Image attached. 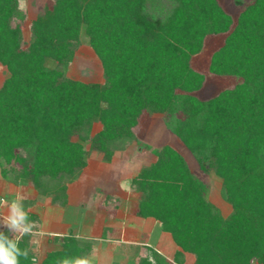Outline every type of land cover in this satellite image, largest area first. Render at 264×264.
Instances as JSON below:
<instances>
[{
	"label": "trees",
	"instance_id": "1",
	"mask_svg": "<svg viewBox=\"0 0 264 264\" xmlns=\"http://www.w3.org/2000/svg\"><path fill=\"white\" fill-rule=\"evenodd\" d=\"M233 3L237 13L221 0H45L27 36L20 0H0V64L8 71L0 86L1 176L64 207L89 150L110 161L118 144L139 138L146 112L161 113L199 168L222 179L232 211L220 212L174 145L150 148L149 165L132 178L135 213L160 221L178 249L172 261L152 251L138 264H184L185 253L193 264H264V0ZM218 34L209 70L241 80L202 98L206 75L192 58ZM83 35L101 61V82L67 75ZM109 199L99 205L109 209ZM27 213L37 230L39 216ZM8 234L28 252L20 264L88 257L93 247L72 232L55 235L58 248L39 260L28 234Z\"/></svg>",
	"mask_w": 264,
	"mask_h": 264
},
{
	"label": "rangeland",
	"instance_id": "2",
	"mask_svg": "<svg viewBox=\"0 0 264 264\" xmlns=\"http://www.w3.org/2000/svg\"><path fill=\"white\" fill-rule=\"evenodd\" d=\"M221 1L232 13H237L239 7L233 3V0ZM44 3L45 0H20V7L27 11V19L24 23V29L27 36L29 34L32 19H34L42 11ZM223 38V34L208 36L203 49L192 58V65L196 69L204 72V75H206V82L204 86L196 92V94L202 98L213 96L221 89L234 86L241 80L239 76L216 75L209 70L211 54L217 46L222 43ZM7 74L8 71L5 66L0 64V82L4 80ZM67 75L82 81H103V68L101 61L94 50H92L89 46L85 35L82 36L81 44L76 49L74 59L68 66ZM99 128V124H96L94 126V131ZM138 131L139 138L125 141L123 144H118L119 147H116L114 155L116 158H114L115 161H113V163L111 162L114 156L110 161H106L103 158L104 156L102 152L89 150L88 159H86L87 166L82 169L77 178L68 183L70 184L77 181L73 185L74 188L70 202L72 207L69 209L72 211L70 215L74 212L76 215H80V217L82 216L84 221L82 226L74 225L77 230L81 231L83 227L86 232L88 231L87 233H91L95 228L94 225L99 222V219H96L95 210H93L91 206L92 199L89 197V189L92 188L96 192L99 191L98 188L100 186L104 187L105 184H108L110 179H113L115 178V175H118L117 171L126 166V162H130L125 167V179L122 184H130L129 189L132 195L131 198L136 200L139 194L132 186V177L142 166L145 167L149 165L148 162L152 159L150 148L161 147L166 143H171L179 149L189 161L194 173L208 183L209 199L221 210L220 212H222L224 216L231 213L230 211H232V206L228 201H226L222 194V179L212 170L204 172L199 168L189 150L185 148V146L174 134L168 131L164 123V117L161 113L150 114L146 112L142 117ZM86 148L89 149V143H86ZM124 162L125 164L122 166ZM22 184L25 185L28 183ZM111 200L109 201L111 205L110 207H113L116 205L117 201L115 202V200ZM83 204L86 205L83 206ZM75 205L76 209H74ZM159 230H156V237H164V239H162L165 245L163 251L164 253L170 254L172 249L175 247V243L169 233L164 232L161 229ZM121 247L123 251L122 253L117 254L116 258H112L110 254L106 253L98 264H138L136 261V256L140 252V250L137 249L138 247L126 244H121ZM128 248L130 249L128 250ZM124 249H126V251H124ZM138 255L139 262L140 258L146 254L140 253ZM187 255L189 263H191L193 255L189 253Z\"/></svg>",
	"mask_w": 264,
	"mask_h": 264
},
{
	"label": "crops",
	"instance_id": "3",
	"mask_svg": "<svg viewBox=\"0 0 264 264\" xmlns=\"http://www.w3.org/2000/svg\"><path fill=\"white\" fill-rule=\"evenodd\" d=\"M3 81H1L0 84H2ZM114 158L116 157L114 156L112 158L111 163L115 161ZM126 163L128 164L130 162ZM124 164L125 162L122 166H124ZM126 166L118 170V175L110 179L108 184H103L104 187L100 186L98 188L99 191L96 192L92 188L89 189V197L92 199L91 206L92 209L95 210L96 219H99V222L94 225L95 228L91 233H87L88 231L86 232L83 227L82 230L84 231H79L74 227V225L82 226L84 222L82 216L80 217V215H76L74 212L70 215V213H72L69 209L72 207L70 202L74 188L73 185L77 181L68 184V203L63 207L52 204V196L40 194L33 188L34 186L32 184H14L4 179L0 173V201L1 198H4V201L11 202L17 196H21L23 198L22 203L25 210L39 216V228L37 230H32V232L28 234L30 247L37 253L39 260H42L48 251L58 248V245L53 241L55 235H64L72 232L78 239L92 243L93 247L88 256L92 264H98L106 253L110 254L112 258H116V255L123 251L121 244L137 246V249L140 250L138 254L151 255L152 251H156L172 261L178 246L174 242L175 247L172 249L171 253H164L163 249L165 245L162 240L164 237H156V230H162L160 221L154 217H141L135 213V206L140 197V192L133 186L139 194L138 198L135 200L131 198L132 195L129 189L130 184H122L125 179ZM142 168L143 166L139 171ZM139 171L136 174H138ZM100 195L101 197L103 195L111 196L113 201H117L116 205L110 207L111 205L109 203V209L100 206ZM84 205L86 204H83V206ZM74 209H76V205ZM6 214L7 208L3 204H0V216ZM15 234L17 237L23 235L20 233ZM129 249L130 248H128V250ZM124 251H126V249H124ZM138 254L136 256L137 263L139 258ZM187 254L188 253H185L184 255V264H193L195 259L194 256L193 259H191V263H189Z\"/></svg>",
	"mask_w": 264,
	"mask_h": 264
},
{
	"label": "clouds",
	"instance_id": "4",
	"mask_svg": "<svg viewBox=\"0 0 264 264\" xmlns=\"http://www.w3.org/2000/svg\"><path fill=\"white\" fill-rule=\"evenodd\" d=\"M22 197L17 196L11 202L0 201L7 208V214L0 216V264H20V257L27 258V250H22L18 242L8 233L30 234L33 222L22 203ZM56 264H92L87 256H65L59 258Z\"/></svg>",
	"mask_w": 264,
	"mask_h": 264
},
{
	"label": "built area",
	"instance_id": "5",
	"mask_svg": "<svg viewBox=\"0 0 264 264\" xmlns=\"http://www.w3.org/2000/svg\"><path fill=\"white\" fill-rule=\"evenodd\" d=\"M5 199L4 198H1V201H4Z\"/></svg>",
	"mask_w": 264,
	"mask_h": 264
}]
</instances>
